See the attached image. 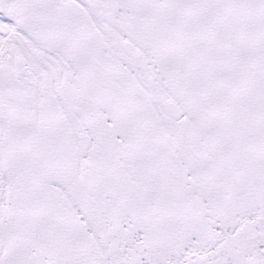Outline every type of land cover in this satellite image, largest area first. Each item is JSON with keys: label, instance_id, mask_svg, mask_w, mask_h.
<instances>
[{"label": "snow or ice", "instance_id": "1", "mask_svg": "<svg viewBox=\"0 0 264 264\" xmlns=\"http://www.w3.org/2000/svg\"><path fill=\"white\" fill-rule=\"evenodd\" d=\"M0 264H264V0H0Z\"/></svg>", "mask_w": 264, "mask_h": 264}]
</instances>
